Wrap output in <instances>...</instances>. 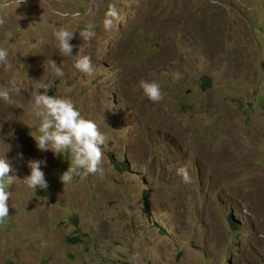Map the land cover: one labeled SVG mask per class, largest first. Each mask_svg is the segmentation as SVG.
I'll use <instances>...</instances> for the list:
<instances>
[{"label": "rangeland", "instance_id": "374dc122", "mask_svg": "<svg viewBox=\"0 0 264 264\" xmlns=\"http://www.w3.org/2000/svg\"><path fill=\"white\" fill-rule=\"evenodd\" d=\"M110 5L121 19L105 30ZM0 17L11 62L0 88L14 101L0 99V158L18 177L0 264H264V0H0ZM62 27L75 56L58 52ZM85 55L91 75L74 67ZM51 59L63 77L45 71ZM52 81L48 94L107 137L102 174L63 184L57 165L66 172L71 155L41 152L30 135L32 93ZM141 81L164 99L148 100ZM31 159L47 161V191L27 187Z\"/></svg>", "mask_w": 264, "mask_h": 264}, {"label": "clouds", "instance_id": "9594fccd", "mask_svg": "<svg viewBox=\"0 0 264 264\" xmlns=\"http://www.w3.org/2000/svg\"><path fill=\"white\" fill-rule=\"evenodd\" d=\"M24 2L25 0H21V3ZM120 19L117 7L110 5L103 20L104 29L111 30ZM4 24V18L0 17V27ZM74 33L63 27L53 32L56 47L61 57L75 56L73 49L76 45L71 43L74 39ZM79 34L84 43H87L95 37L96 32L92 29V25H88ZM11 36L10 31L6 33L8 39ZM9 54L8 48L0 47V67H3L5 71L11 69ZM44 67L46 72L51 69L57 77L64 76L62 62L58 64L56 60L51 59L47 61L46 66L44 62ZM74 67L87 75L94 72L91 57L87 55L77 56ZM54 82L45 85L42 88L44 89L43 92L39 89L32 93L33 106L30 114L40 123L39 135H32L31 132L30 135L36 141V146L41 152L52 151L57 156L67 152L71 155L72 163L60 177L63 184L71 181L73 173L82 178H86L90 174H102L103 146L107 143V137L100 131L95 121L81 114L73 101L48 94ZM11 84L17 93L21 91L20 88L16 87L15 80L11 81ZM140 86L143 89V94L151 102L159 103L164 99L161 85L158 82L141 81ZM0 99L9 104L14 103L8 88H0ZM18 107L22 108L23 106L18 105ZM42 165L46 167L47 161L40 159L27 161L30 175L25 177V183L28 188L35 192L38 188L44 191L49 188ZM78 169L83 171H78ZM177 171L185 182L189 180L185 168H180ZM17 179L16 174L13 175L11 163L6 158H0V224H3L9 216V200L12 195L10 186L14 185Z\"/></svg>", "mask_w": 264, "mask_h": 264}, {"label": "trees", "instance_id": "16d2710c", "mask_svg": "<svg viewBox=\"0 0 264 264\" xmlns=\"http://www.w3.org/2000/svg\"><path fill=\"white\" fill-rule=\"evenodd\" d=\"M202 82H203V84H202L203 88H205L206 85H209V83H210V82H209V79L206 78V77L203 78V81H202ZM64 162H65V163L59 162V163H58L59 166L57 165V167H58V171H59L60 174L64 173V171H65V169H66V161L64 160ZM113 164H114L115 168H116L118 171H120V172L128 171L129 168H130L128 162H126V161L119 163V162L113 160ZM147 194H148V193H147ZM230 222H231V224H232L233 227H236V226L234 225V221H233L232 217H231ZM69 242L71 243V242H72V239L69 240Z\"/></svg>", "mask_w": 264, "mask_h": 264}]
</instances>
